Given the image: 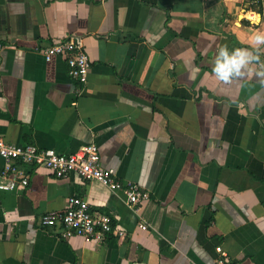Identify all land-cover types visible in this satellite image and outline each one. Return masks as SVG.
Listing matches in <instances>:
<instances>
[{
	"label": "crops",
	"instance_id": "0c3cea01",
	"mask_svg": "<svg viewBox=\"0 0 264 264\" xmlns=\"http://www.w3.org/2000/svg\"><path fill=\"white\" fill-rule=\"evenodd\" d=\"M256 31L264 0H0V136L60 153L94 142L149 192L135 210L96 180L30 168L25 188L0 190V264H264L261 65L243 87L211 71L221 45ZM72 35L90 60L78 94L65 60L41 52ZM72 195L124 235L42 225Z\"/></svg>",
	"mask_w": 264,
	"mask_h": 264
},
{
	"label": "built area",
	"instance_id": "2783aa9c",
	"mask_svg": "<svg viewBox=\"0 0 264 264\" xmlns=\"http://www.w3.org/2000/svg\"><path fill=\"white\" fill-rule=\"evenodd\" d=\"M46 60L58 55L65 60L68 74L74 81L76 93H80L86 84L90 69V60L81 38L77 35L59 40L41 49ZM0 157L3 164L0 170V190L9 191L25 188L30 179V168H46L55 177L63 178L77 175L83 180H96L111 191H122L130 207L139 209L149 198V192L135 183L123 182L115 176L113 170L104 167L100 161L98 146L90 142L70 153H60L53 148L39 147L33 143L15 144L0 136ZM61 224V235L70 237H103L112 233L123 236L124 231L112 223L110 214L94 210L86 198L72 195L67 198L63 212H51L41 219L42 225L53 222ZM139 227L147 226L140 222ZM218 251L221 249L217 247ZM221 252L218 262L222 263Z\"/></svg>",
	"mask_w": 264,
	"mask_h": 264
},
{
	"label": "clouds",
	"instance_id": "9594fccd",
	"mask_svg": "<svg viewBox=\"0 0 264 264\" xmlns=\"http://www.w3.org/2000/svg\"><path fill=\"white\" fill-rule=\"evenodd\" d=\"M260 16L255 18L256 23L260 21ZM207 49L202 50L206 54ZM264 55V31H256L250 35V43L245 47L229 48L227 44L221 45L214 53L211 61V71L221 85H232L240 83L248 74L253 65H261L257 75L264 77V64L261 57Z\"/></svg>",
	"mask_w": 264,
	"mask_h": 264
},
{
	"label": "trees",
	"instance_id": "16d2710c",
	"mask_svg": "<svg viewBox=\"0 0 264 264\" xmlns=\"http://www.w3.org/2000/svg\"><path fill=\"white\" fill-rule=\"evenodd\" d=\"M259 5H260L259 12H261L262 11V8H261V2L260 1H259Z\"/></svg>",
	"mask_w": 264,
	"mask_h": 264
}]
</instances>
